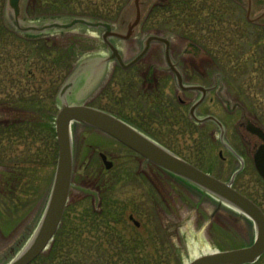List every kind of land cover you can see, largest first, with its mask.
Returning a JSON list of instances; mask_svg holds the SVG:
<instances>
[{
	"label": "rangeland",
	"instance_id": "rangeland-1",
	"mask_svg": "<svg viewBox=\"0 0 264 264\" xmlns=\"http://www.w3.org/2000/svg\"><path fill=\"white\" fill-rule=\"evenodd\" d=\"M122 1L69 0L68 11L56 13L45 12L51 5L43 0H29L23 26L52 22L48 18L57 15L74 17L100 13L114 30L123 32L130 10H123L121 16H117ZM157 1L160 3V0L152 3ZM170 1L169 7H155L134 37L114 39L125 62L138 55L149 34L180 39L173 35L179 33L189 37L200 50L208 51L209 55L198 52L199 65L213 63L227 74L229 85L225 88V97L230 112H224L218 105H214L213 111L230 123V133L237 123L245 120H257L264 127V20L257 24L245 21L247 0H240L242 6L234 0ZM251 1L255 3L250 14L254 18L264 12V0ZM144 12L145 19L148 10ZM12 18V13L4 7V0H0V82L18 81V86H26L23 87L25 92L18 87V95L38 89L39 98L34 106L18 105V121L24 123L23 127H18V175L13 163L8 161L13 162L15 157L14 134H0V264H6L20 252L45 209L57 163L55 117L64 98L58 99L62 84L70 83L67 90L71 93L94 87L95 92L83 100L84 105L101 107L127 118L157 143L163 146L165 143L171 152L213 177L227 181L231 172L240 168V163L219 161L221 146L218 143L202 152L192 146L190 133V137L184 135L180 142L177 137L165 136L160 130L157 100H151L149 113H144L148 106L136 95L142 80L138 71L150 61L162 64V57L158 56L162 50L160 44H152L147 57L128 73L124 74L112 63L106 82L98 88L100 82L91 80L92 73L86 69L91 62H84L80 67L78 64L91 55L109 53L101 39L103 29L97 31L99 29L77 25L41 35L31 33L29 36L33 38H49L62 51L59 57L70 49V58L66 56L65 62L56 61L54 52L41 61L28 44L18 41ZM179 41L181 48L190 52L186 42ZM30 70L32 73L27 74ZM112 72L113 78L108 83ZM128 81L136 82L131 87ZM16 88L13 86V90ZM3 95L0 91V115L16 113L8 110H15L16 105L5 102ZM131 108L137 112L131 113ZM71 137L72 183L94 191L98 200L71 189L67 212L53 240L29 264H189L204 255L191 256V239L196 243L205 242L211 252L235 250L253 243V223L236 209L219 204V200L210 195L203 196L196 187L146 162L88 126L72 124ZM100 153L112 161L110 170L104 168ZM223 155L227 156L225 152ZM233 188L252 197L264 213V183L249 164L237 174ZM129 215L139 223L138 227L129 221ZM255 264H264V254Z\"/></svg>",
	"mask_w": 264,
	"mask_h": 264
},
{
	"label": "water",
	"instance_id": "water-1",
	"mask_svg": "<svg viewBox=\"0 0 264 264\" xmlns=\"http://www.w3.org/2000/svg\"><path fill=\"white\" fill-rule=\"evenodd\" d=\"M153 0H130L124 10H130L129 16L124 24L125 30H113L109 23L104 21L90 22L86 18L75 17L70 22L62 24L59 21L44 24L41 27L23 26L24 8L26 0H6L5 9L12 13V24L18 29V33H29L31 31L44 32L47 29L59 28L68 29L75 25L82 24L91 28H104L102 39L111 52L110 59L115 58L122 68H128L137 63L148 50L152 41H165L155 36L144 40L141 51L127 64L116 47L109 41L111 38L127 40L135 36L144 19L146 10H149ZM246 19L249 22H258L264 17V12L251 18L252 1L247 0ZM121 16V15H120ZM121 20V19H120ZM70 83H65L60 89V97L68 93ZM72 123L87 125L116 139L129 149L142 156L146 161L162 168L175 176L202 189L204 194H209L221 202L233 207L247 216L255 227L253 243L230 251H215L195 258L189 264H249L255 261L264 252V214L258 206L249 199L235 191L231 187V181L221 182L214 177L200 171L196 167L177 157L148 137L142 135L118 118L88 107L86 105H74L67 102L62 103L55 119V131L58 142V154L56 168L50 188L48 200L35 231L25 243L24 247L7 264H29L39 256L49 245L56 230L58 229L62 215L67 203L68 194L71 188L93 195L95 200L98 196L94 191L72 185L73 173V148L70 127ZM264 141V133L259 129L256 131ZM106 170L112 168V163L107 161L104 154H100ZM255 167L264 180V144L260 146L254 158ZM135 225L138 222L134 221Z\"/></svg>",
	"mask_w": 264,
	"mask_h": 264
},
{
	"label": "flooded vegetation",
	"instance_id": "flooded-vegetation-1",
	"mask_svg": "<svg viewBox=\"0 0 264 264\" xmlns=\"http://www.w3.org/2000/svg\"><path fill=\"white\" fill-rule=\"evenodd\" d=\"M235 2L239 6L243 5L240 0H237ZM171 4L172 2L170 0H160V3H158V1L156 3H153L152 8L149 11L144 23L147 22V20L149 19V15L153 11V9H155V7L164 9L166 7H169ZM254 5L255 3H253L252 1V8H254ZM262 19L264 20V17H261L260 20ZM163 31L166 32L167 30L164 29ZM150 35L156 36L153 34H149L148 37H151ZM173 35L178 36L180 39H175V37L168 36L165 37L164 35L156 37L165 41L150 42L148 50L146 51L143 58H146L150 53L152 44L158 43L162 46V50H159L160 54L158 55L159 57H162V59L160 60L162 64H153L151 63L153 61H150L149 64L143 66V70L138 71L140 73L139 76H141L142 80L140 81V91L136 93L137 98H142L146 102H144L146 104V107L150 104L151 100L158 101L160 130L165 136L168 135L177 137L178 141L180 142L181 139L184 138V135L190 137L188 135V133H190L192 136V146L194 148H200L202 152L204 151V148H208L209 145L218 143L221 146V150H219L218 152V159L220 162H222L223 164L226 162L229 163L231 161L235 164L240 163V170L238 171V173L242 169L244 170L245 167L249 164L254 174H256V176L262 181L254 165V156L260 146L263 144L262 138L258 133H256V131H258V129H261L264 132V127L257 120H245L237 123L235 129L230 133V123L227 120H222L221 116L214 113L213 111L214 105H218L224 112H230L229 107L226 103L227 98L225 97V93L227 92L225 91V88L227 89L229 85L227 74L220 71V67L214 65L213 63L207 65H199L196 61L198 52L202 51L209 55L207 53L208 51L204 48H201L202 50H200L199 45L189 37H185L183 35H180L179 33H174ZM179 40H184V44L186 42V47H189L188 49L190 50V52H186L185 48H181L182 45ZM175 46L177 47L175 48ZM110 63L115 64L124 74L128 73L130 70L135 68V66H137L135 64L129 67L130 69H124L117 64L115 59H111ZM108 74L109 72L104 71V73L101 75L98 88H101L103 86ZM112 75L113 72L109 76L108 83H111V80L113 78ZM17 82L18 81L0 82V91L4 92L3 97L4 99H6L5 102L10 103L11 105H16L15 110L13 108H8V110L13 112L16 111V113H10L7 116L0 115V134H14V148H16L15 157L13 162L12 160L8 161L10 163H13V167L15 168L16 174L18 175V127H23L24 123L18 121ZM128 82L132 87V84L134 86V82L136 81ZM107 85L100 92V95L108 87ZM13 86H17V88L13 90ZM99 109L104 110L101 107H99ZM136 112V109L134 110V108H131V113L135 114ZM144 113H149V106L148 110H144ZM113 115L120 118L122 121L130 125V127L135 129L142 135L150 138L134 124L129 123L127 121V118L125 119V117H121L116 113ZM242 120L244 119L242 118ZM150 139L153 140L152 138ZM118 143L121 144L120 142ZM158 144L163 148H169L167 145H165V143H163L164 146L160 143ZM121 146L127 148L123 144H121ZM223 152H225L227 156H224ZM108 161L112 163L111 160ZM186 161L197 167L196 164L188 160ZM237 170L238 169L233 170L229 176V179L227 181H224L228 182L234 176L232 187L238 174L236 173L234 175ZM176 178L182 180L179 177ZM240 193L254 202V199L252 197L243 194L242 192ZM84 195L90 196L86 194ZM64 212H67L66 208ZM128 219L133 223L135 227L139 226V223L138 225H135L132 215H129ZM260 257L250 264H255L260 259Z\"/></svg>",
	"mask_w": 264,
	"mask_h": 264
},
{
	"label": "trees",
	"instance_id": "trees-1",
	"mask_svg": "<svg viewBox=\"0 0 264 264\" xmlns=\"http://www.w3.org/2000/svg\"><path fill=\"white\" fill-rule=\"evenodd\" d=\"M43 1H45L47 4L51 5V9H46L45 12L52 11V12H56V13H64V12L68 11L67 3L69 0H43ZM128 2H129V0H123L122 2H120V6L117 9V14H118L117 16L120 15L121 11L128 4ZM89 16L96 17L99 19H103L105 17L104 15H102L100 13H97V15L96 14H90ZM103 20H105V19H103ZM18 41L25 43V44H28L31 47L30 51L36 55V58L38 60H41V61H44L43 59L50 57V55L53 52L57 54L56 61L60 60L61 62H65V60H64L65 58L68 57L67 58L68 60L70 58V54H69L70 49L66 50V53L62 54L61 57H59V54L62 51L58 50L57 49L58 47L56 48V46H54L50 42V40H48V39H27V38H22V37L18 36ZM31 52H30V54H31ZM30 56L31 55H29V57ZM27 61H28L27 58L25 61H23L24 65L27 64ZM26 73L29 74L32 72L30 70ZM18 87L20 88V90H24V92H25V89L23 87H26V86H23L22 84H20V86H18ZM37 91H38V89H35V91H33L30 94L26 95V93H25L26 96L23 95L24 93H20L18 95V105L20 104L21 106L26 105V106L31 107V106H34V104H37L38 98H39V94L37 93Z\"/></svg>",
	"mask_w": 264,
	"mask_h": 264
},
{
	"label": "bare ground",
	"instance_id": "bare-ground-1",
	"mask_svg": "<svg viewBox=\"0 0 264 264\" xmlns=\"http://www.w3.org/2000/svg\"><path fill=\"white\" fill-rule=\"evenodd\" d=\"M64 22H67V21H64ZM96 55H98V54H96ZM99 55L102 56L104 54L102 53V54H99ZM91 56H89V58H93L95 55H93L92 57ZM111 67H112V64L111 63H108L106 65V71L109 72V70L111 69ZM94 90H95V88L92 87L87 92H86V90L85 91H79V90L72 91V94L68 98H66V100L68 102H70V103H82L83 100H85L86 98H88L89 96H91L95 92ZM60 104H61V101H60ZM219 204H221V203H219ZM28 239H27V241H28ZM189 240H190V238H189ZM189 242H190L189 252H190L191 256L196 257L200 253L201 254L211 253L210 248L207 246V244L205 242H201V243L200 242H197L196 243V242L193 241V239H191ZM17 254H15L14 256H16ZM14 256H12L11 259H13ZM7 263H8V261H7Z\"/></svg>",
	"mask_w": 264,
	"mask_h": 264
}]
</instances>
